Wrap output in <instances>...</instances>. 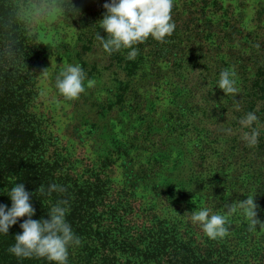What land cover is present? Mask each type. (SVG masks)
<instances>
[{"label":"trees","instance_id":"1","mask_svg":"<svg viewBox=\"0 0 264 264\" xmlns=\"http://www.w3.org/2000/svg\"><path fill=\"white\" fill-rule=\"evenodd\" d=\"M105 2L71 0L73 11L69 0H0V205L11 207L17 183L33 194V220L49 219L66 200V222L81 241L68 248L67 264H262L264 229L250 231L240 210L227 218L228 239H209L184 215H227L226 204L254 196L264 222L261 13L247 28L244 0H173V34L163 43L149 37L129 60L131 49L108 55L96 39L106 37ZM52 13L50 28L73 33L59 45L67 65L86 74L85 91L68 99L64 136L77 147L74 158L36 111L43 50L35 27ZM225 69L236 73L235 97L218 87ZM51 90L60 95L56 80ZM249 112L258 118L253 147L241 139L251 128L239 123ZM52 184L65 191L49 197ZM25 219L0 233V264H53L9 252Z\"/></svg>","mask_w":264,"mask_h":264},{"label":"clouds","instance_id":"2","mask_svg":"<svg viewBox=\"0 0 264 264\" xmlns=\"http://www.w3.org/2000/svg\"><path fill=\"white\" fill-rule=\"evenodd\" d=\"M71 10V0H69ZM105 10L102 20L99 21L100 29L105 36L96 33V39L102 51L108 55L119 52L122 49H131L127 58L134 59L138 55V49L134 46L145 43L149 37L163 43L166 36H171L175 29L172 22L173 0H107L103 4ZM74 11V10H73ZM48 69L43 70L46 74ZM85 72L79 64L67 65L57 76L56 88L61 96L69 100L77 99L85 91ZM235 71L225 69L220 72L218 87L225 95L236 96L239 89L236 87ZM94 82L89 80L88 85ZM238 105L239 101H235ZM257 116L249 112L239 123L241 128H251L244 131L241 139L248 147H253L258 142L259 132L252 128ZM231 132L232 129H227ZM44 193L43 186L39 188ZM65 189L52 184L47 191L50 197L53 192H63ZM33 194L27 192L23 183H17L11 188L8 197L11 207L0 205V233L7 235L9 229L21 218L27 217L20 224L22 232L15 236V243L9 248V252L21 258H46L53 264H67L68 248L81 244L80 239L73 233L71 226L66 222L65 216L68 212L66 200L57 201L47 212L49 219L33 220L34 208L30 202ZM227 215L212 214L207 208L193 211L189 215L194 224H199L204 234L212 240L224 238L228 235L225 226L229 215L238 210L248 219L249 230H255L259 225L264 229V222L256 219L257 205L254 196L247 197L242 202L226 204Z\"/></svg>","mask_w":264,"mask_h":264},{"label":"rangeland","instance_id":"3","mask_svg":"<svg viewBox=\"0 0 264 264\" xmlns=\"http://www.w3.org/2000/svg\"><path fill=\"white\" fill-rule=\"evenodd\" d=\"M245 3V19L244 25L247 28H251L253 26L252 21L254 17L261 13V17L263 18L264 24V0H244ZM225 2L223 5L225 6ZM233 7H234V3ZM224 17V16H222ZM55 20V14H51L46 21L36 22L39 23L37 27H35V31L38 32V41L40 46L42 47V55H40L41 59V68L38 70L37 79H39V83L37 84L36 90V111L38 114L42 115V120L44 121V126H48L49 132L58 137L57 142L62 143L64 147V151L67 155L72 156L74 158L75 153L77 152V147L75 143H70L64 136L65 126L70 121V102L63 96H58L57 94H53L51 90V85L53 81L57 79L59 73L67 66L68 64V55H63L62 50L59 48L61 42L68 44L71 42L73 37V33L70 30L66 29H58V31L50 28V23ZM61 35V39H60ZM56 44V46H55ZM55 48L54 52L53 49ZM56 58L57 61L54 59ZM48 69L46 74H42L43 70ZM160 96V95H159ZM101 126L106 130L109 129V125L106 124V121H103ZM108 136V133H107ZM92 151V150H91ZM92 153H94L92 151ZM88 155V152H87ZM96 156L95 154H93ZM93 159V157H91ZM117 184V182H115ZM119 184V181H118ZM145 200V197H142V201ZM147 205H144L146 207ZM187 208L191 211L194 208V203H190L187 205ZM177 214V213H176ZM175 217V215H173ZM228 235L224 237V239H228ZM239 249V247H238ZM245 247H241L239 250L240 262L244 259L246 260V254L244 253ZM261 255H264V250H262ZM258 257L261 258V256ZM262 259V258H261ZM263 260V259H262ZM264 264V260L261 261ZM255 264H257V260H255ZM260 264V263H259Z\"/></svg>","mask_w":264,"mask_h":264}]
</instances>
